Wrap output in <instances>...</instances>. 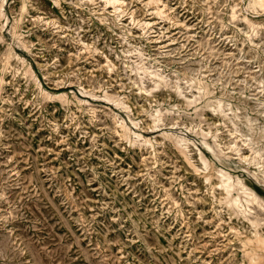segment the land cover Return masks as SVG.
<instances>
[{"label": "rangeland", "instance_id": "1", "mask_svg": "<svg viewBox=\"0 0 264 264\" xmlns=\"http://www.w3.org/2000/svg\"><path fill=\"white\" fill-rule=\"evenodd\" d=\"M160 1L0 0V264H264V13ZM219 170L262 203L228 206Z\"/></svg>", "mask_w": 264, "mask_h": 264}, {"label": "bare ground", "instance_id": "2", "mask_svg": "<svg viewBox=\"0 0 264 264\" xmlns=\"http://www.w3.org/2000/svg\"><path fill=\"white\" fill-rule=\"evenodd\" d=\"M105 1H107L106 2L107 4H113L114 5L113 6V8L115 7L114 12H115V14L117 16V13H119L121 11V8L117 7L116 4L120 3L121 0H105ZM154 1L155 0H149L148 4H150L151 2H154ZM249 4L254 10H261L264 13V0H251V2ZM232 10H233L232 11V17L234 19V18H236L234 7H232ZM155 12H156V14L161 15V14H163L165 12V10H164L163 7L157 6ZM4 15H5V10H4V3H3V4L0 5V18L3 17ZM243 22L246 23L253 30H255V29H257L259 27V23L258 22H255L253 19H251V18H249L247 16H245L243 18ZM139 24L143 28H147V27H150L152 25L151 21H144V22L141 21V22H139ZM16 56H18V55H16ZM17 58L21 59V56H18ZM108 61L111 62V60H109V59H108ZM23 62H25V61L23 60ZM141 70H140V72H141ZM28 71L31 73L32 76H35V71H34V69L31 66L28 67ZM143 73H144V76H140L139 84L135 83V84L138 85V88H139L141 93L145 92L146 94L150 95L154 88H158L162 84L166 83V77L163 76V74H161L159 72H153V71L149 72L147 70H144ZM145 76H149V77H151L153 79V81H152L153 84H154L153 88H151V89L147 88V86L145 84ZM38 83L41 86V82L38 81ZM177 88L180 91L181 99H183L187 103V106H191V105H193L195 103V101L192 99V97H189L188 95L184 94V92L181 90L180 86H177ZM42 90H43V88H42ZM93 95L94 94H92L91 96H93ZM105 98L109 102L114 103L119 108H123L125 110H130L129 109L130 106L124 100L119 99L117 97H114V95L109 94L108 92H106ZM151 118L153 120V123L156 126L163 124L164 117H163L162 110L157 109L151 115ZM131 120L135 124V126L138 124L136 119L132 118ZM117 123H118V125H119V127L121 129V130L118 129V130L115 131L117 136H121L122 135L121 134L122 131L128 130L135 137L140 138V139L143 138L142 134H140V133H138L136 131H132L130 129L129 125L123 119H120V117L117 119ZM202 134H203V138H204V140H203V143L205 144L204 146L209 148V150H211V152L214 153L215 155H218V148L212 146L207 141L208 133H206L205 131H202ZM197 150H198L199 154L201 155L202 163L204 164L205 169L207 170L209 168V165H207V162L205 161V159L203 157V152H202V150L200 148H197ZM238 153H239V150H238ZM240 156H241V158L243 160H245V161L248 160V156H244L242 154H240ZM189 163L192 165L191 161H189ZM219 174L221 176L220 177V184L215 186V188L220 189L222 191H225V193L227 194L225 202L227 203L228 206H230L231 208H237L241 212L246 213L245 204L243 202L244 198H251L252 201L256 202L257 204H261L262 203V199L263 198L260 195H258L252 188H250L240 177H236L235 178L229 172L227 173V172H225L223 170H219ZM205 180H206V182L208 184L211 185V188L214 189V184L212 183L211 178L208 175H206V179ZM234 192H236L235 196H233ZM214 197L216 198V200H219L217 198V196L214 195ZM219 202H221V200ZM248 203H250V201H248ZM251 224L253 225V227H256V224H255V222L253 220H251ZM246 241H247V243L249 245H254L257 248H261L262 249L263 248L262 246H264L263 245L264 244V234L261 231H259V230H255L253 237L252 236L251 237H246Z\"/></svg>", "mask_w": 264, "mask_h": 264}]
</instances>
